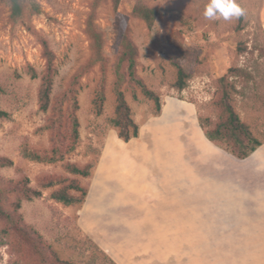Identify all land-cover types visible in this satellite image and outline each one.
<instances>
[{
  "label": "rangeland",
  "instance_id": "1",
  "mask_svg": "<svg viewBox=\"0 0 264 264\" xmlns=\"http://www.w3.org/2000/svg\"><path fill=\"white\" fill-rule=\"evenodd\" d=\"M208 2L25 0L14 18L10 1L0 0V112L7 114H0V258L7 255V264H209L210 252L191 246L215 242L209 210L195 220L169 216L190 214L182 185L193 179L183 177L189 162H200L201 146L192 120L204 133L222 132L228 102L264 142V0H240L246 14L231 21L207 20ZM137 6L156 10L151 24ZM180 69L188 76L183 91ZM146 90L160 97V115ZM121 97L140 127L128 143L111 123ZM172 101L193 119L163 120ZM89 167L88 178L72 173ZM79 190L87 192L81 204L53 199L60 191L82 198ZM100 194L111 200L98 241L86 225L101 211L92 209Z\"/></svg>",
  "mask_w": 264,
  "mask_h": 264
},
{
  "label": "crops",
  "instance_id": "2",
  "mask_svg": "<svg viewBox=\"0 0 264 264\" xmlns=\"http://www.w3.org/2000/svg\"><path fill=\"white\" fill-rule=\"evenodd\" d=\"M183 106L185 104L181 101L179 104L173 101L166 104L161 118L168 121L185 116L192 120L191 109L187 105L186 114ZM198 127L192 120L194 137L197 143H201L197 149L200 162H189L190 169L187 171L190 173L185 172L183 183L187 178L193 179V183L182 185L183 205L190 208V214L186 216L183 213L180 218L170 215L169 218L185 220L188 217L195 220L197 212L203 213L205 208L209 210V233L212 238L215 237V242L205 243L206 246L204 243H192L191 246L197 251H209V264H264V142L250 157L238 159L208 140ZM205 155H209V159ZM109 200L110 195L100 194L96 204L92 207L89 200L84 210L91 207L101 210L85 224L98 241L106 217L102 209ZM104 250L114 256V250L109 246H105Z\"/></svg>",
  "mask_w": 264,
  "mask_h": 264
},
{
  "label": "trees",
  "instance_id": "3",
  "mask_svg": "<svg viewBox=\"0 0 264 264\" xmlns=\"http://www.w3.org/2000/svg\"><path fill=\"white\" fill-rule=\"evenodd\" d=\"M9 1L12 5V16L14 18H20L24 13L23 2L25 0H9ZM134 11L138 16H140L142 19H144L150 24L154 21L155 16H156V10L148 9L142 6H137ZM134 67H135V63L133 60L132 62H130L129 68L131 71H133ZM187 79H188L187 74L184 72V70L180 69L179 78L177 81V88L179 91H183L184 89H186ZM51 86H52V83L49 80V83L45 86V88L42 91L41 100L43 102V105H42L43 110H46L48 108ZM145 93H146V96L155 103V114L160 115L162 111L160 97L150 90H146ZM226 109L229 115V121L225 129L222 132L221 131H217L215 133L206 132L205 135L208 140L213 142L219 148L227 151L228 153L232 154L238 159H246L250 157L257 150V148L262 145L263 142H258L253 138L249 129L241 122V119L239 115L237 114V112L235 111L234 107L231 104H228V102L226 104ZM0 114L5 115V116L7 115L4 112H0ZM111 123L113 127L116 130H118L119 138L123 139L125 143H128L130 140L136 139L139 137L140 127L138 126V124L135 123L133 118H131L130 109L126 105L122 97L120 98V103L117 108V118L113 119ZM202 125L203 124H201V126ZM79 128H80L79 121L75 117L74 122H73V133H72L75 140L79 139ZM241 133L245 135L246 140L248 142L254 143V145L251 148H247L246 142L240 137ZM223 140L226 141V143L232 142L233 143L232 148L231 147L224 148L220 146V143L224 142ZM236 146L239 147L238 150L235 149ZM25 156L32 160L42 159L40 158V156H37L36 154H31L28 152H25ZM53 161H55L54 158L49 160V162H53ZM90 168L91 167H89V169L87 170L73 168L72 173L75 175H80L82 177L88 178L91 175ZM74 189L76 190V188ZM79 191L83 192L82 190H79ZM86 197H87L86 191L82 193V198H75L71 196L69 193H67L66 191H60L53 195V199H55L57 202L62 203L66 206L81 204L84 198Z\"/></svg>",
  "mask_w": 264,
  "mask_h": 264
},
{
  "label": "clouds",
  "instance_id": "4",
  "mask_svg": "<svg viewBox=\"0 0 264 264\" xmlns=\"http://www.w3.org/2000/svg\"><path fill=\"white\" fill-rule=\"evenodd\" d=\"M246 10L240 0H209L204 10V17L207 20L231 21L245 16ZM6 247V245L4 246ZM3 248H0V252ZM8 256L3 255L0 258V264H7Z\"/></svg>",
  "mask_w": 264,
  "mask_h": 264
}]
</instances>
